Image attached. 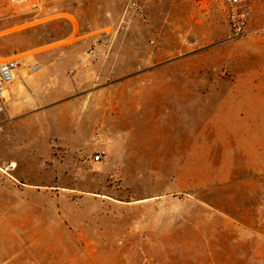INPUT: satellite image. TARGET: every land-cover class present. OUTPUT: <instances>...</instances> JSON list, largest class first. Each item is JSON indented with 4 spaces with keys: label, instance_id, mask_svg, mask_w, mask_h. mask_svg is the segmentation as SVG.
<instances>
[{
    "label": "rangeland",
    "instance_id": "obj_1",
    "mask_svg": "<svg viewBox=\"0 0 264 264\" xmlns=\"http://www.w3.org/2000/svg\"><path fill=\"white\" fill-rule=\"evenodd\" d=\"M130 1L0 0V264H264V0Z\"/></svg>",
    "mask_w": 264,
    "mask_h": 264
},
{
    "label": "built area",
    "instance_id": "obj_2",
    "mask_svg": "<svg viewBox=\"0 0 264 264\" xmlns=\"http://www.w3.org/2000/svg\"><path fill=\"white\" fill-rule=\"evenodd\" d=\"M22 2L32 3L33 0H21ZM142 0H131L130 8L135 11L140 10L139 2ZM198 7L202 11H206L210 4H218L222 7V11L226 14L229 27L235 36L244 34L248 25L250 11L244 4V0H197ZM140 17L144 19L141 13ZM112 34L105 32L100 34L98 40L90 48L87 59L90 62L100 60L102 57L106 59L111 48ZM22 66L20 58L5 60L0 62V97L4 98V93L7 92L8 87L15 82L19 76V71ZM40 71L39 64H33L29 68V74H36ZM101 154L94 156V161H101Z\"/></svg>",
    "mask_w": 264,
    "mask_h": 264
}]
</instances>
